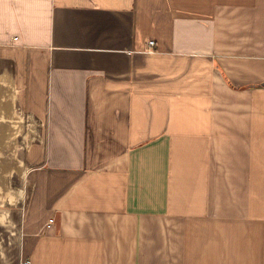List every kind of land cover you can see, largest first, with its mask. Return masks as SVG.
<instances>
[{
	"label": "crops",
	"instance_id": "0c3cea01",
	"mask_svg": "<svg viewBox=\"0 0 264 264\" xmlns=\"http://www.w3.org/2000/svg\"><path fill=\"white\" fill-rule=\"evenodd\" d=\"M13 129L0 264H264V0H0Z\"/></svg>",
	"mask_w": 264,
	"mask_h": 264
},
{
	"label": "rangeland",
	"instance_id": "374dc122",
	"mask_svg": "<svg viewBox=\"0 0 264 264\" xmlns=\"http://www.w3.org/2000/svg\"><path fill=\"white\" fill-rule=\"evenodd\" d=\"M11 119L8 120H15V121H26V119L23 118V115H20L19 112H15V116L12 115ZM13 125V124H12ZM29 133V131L26 130H20V129H13V130H1L0 131V138L2 137L4 139V142H6L7 147H2V150L0 151V157L4 158L6 157V163H3L0 161V170L2 173H5L6 171V177L3 179V182L0 183V185L5 184H12L14 185V178H18V168L22 169L21 162L24 161L25 158V143L28 141V138L26 141L22 142V144H19L18 142L23 141L24 134ZM18 141H16V139ZM17 142V143H16ZM15 151H14V149ZM24 166V164H23ZM2 195L0 194V197ZM1 219L5 220V216H3Z\"/></svg>",
	"mask_w": 264,
	"mask_h": 264
},
{
	"label": "built area",
	"instance_id": "2783aa9c",
	"mask_svg": "<svg viewBox=\"0 0 264 264\" xmlns=\"http://www.w3.org/2000/svg\"><path fill=\"white\" fill-rule=\"evenodd\" d=\"M154 45H155V42L152 41L150 43V46L153 47ZM54 223H55V220L54 219H50V221H49V223L47 225V228H51L54 225ZM22 264H31V262L30 261H24Z\"/></svg>",
	"mask_w": 264,
	"mask_h": 264
}]
</instances>
